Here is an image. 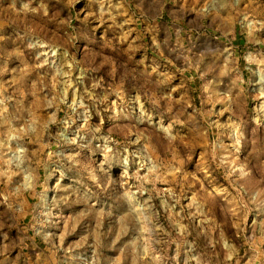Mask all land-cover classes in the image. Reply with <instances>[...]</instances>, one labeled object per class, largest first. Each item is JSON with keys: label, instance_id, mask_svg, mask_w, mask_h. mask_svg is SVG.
<instances>
[{"label": "rangeland", "instance_id": "374dc122", "mask_svg": "<svg viewBox=\"0 0 264 264\" xmlns=\"http://www.w3.org/2000/svg\"><path fill=\"white\" fill-rule=\"evenodd\" d=\"M0 264H264V0H0Z\"/></svg>", "mask_w": 264, "mask_h": 264}]
</instances>
